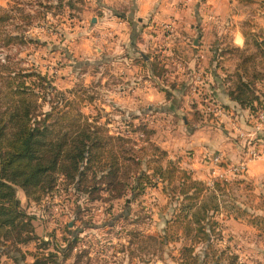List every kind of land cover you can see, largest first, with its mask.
Returning <instances> with one entry per match:
<instances>
[{"label":"crops","instance_id":"0c3cea01","mask_svg":"<svg viewBox=\"0 0 264 264\" xmlns=\"http://www.w3.org/2000/svg\"><path fill=\"white\" fill-rule=\"evenodd\" d=\"M75 2L78 8L62 19L69 27L59 42L66 44L65 55L69 56L59 71L57 89L87 93L89 86L104 87L111 93L106 106L112 114L118 110L129 120L141 117V124L154 131L152 141L166 152L167 160L203 183L206 176H223L222 169L211 165L215 155L220 154L229 165L244 160L245 149L237 136L250 130L251 113L240 109L227 94L237 59L226 54L218 58L216 66L213 56L226 46L244 49V32L264 37V0H73V5ZM247 22L252 27L247 28ZM92 42L104 45L95 47ZM256 89L262 99L260 108H264V79ZM202 99H210L225 114L218 118L204 114ZM106 106L101 104V108ZM237 178L230 185L238 182L233 186L249 184L254 192L264 190V163L249 162ZM146 192L143 198L151 196L157 210L148 216L151 226L144 233L154 237L158 236L156 226L164 228L171 211L161 186ZM25 202L27 207L31 205ZM165 209L168 214H160ZM254 216L264 220L263 213ZM214 219L222 224L218 226L222 231L218 243H212L213 249L234 253L239 264L245 263L247 251L251 252L249 258L256 260L258 253L264 258V243H258L264 242V230L231 212L219 213ZM36 234L39 239L43 235ZM172 245L179 252L182 243ZM34 247L31 243L22 250L33 253ZM204 252L203 246L196 248L202 257ZM5 261L13 264L6 257ZM31 262L28 256L25 264Z\"/></svg>","mask_w":264,"mask_h":264},{"label":"trees","instance_id":"16d2710c","mask_svg":"<svg viewBox=\"0 0 264 264\" xmlns=\"http://www.w3.org/2000/svg\"><path fill=\"white\" fill-rule=\"evenodd\" d=\"M62 2L56 0L55 6L62 7ZM66 2L71 9L73 1ZM10 19L11 12L0 7V29ZM246 27H252L250 22ZM244 36V49L226 46L213 56V62L218 66V58L226 54L236 57L227 94L252 114L262 105L256 85L264 79V37L251 31ZM22 40L7 34L5 46ZM82 102L78 92L57 89L47 72L23 69L9 59L0 63V258L25 264L29 256L32 262L27 264H55L59 253L64 261L76 245L70 237L66 245L49 251V244L36 235L34 217L22 208L18 190L31 204H39L60 185L91 202H112L143 196L147 188L160 182L171 212L158 236L159 246L181 242L178 264H236V256L212 247L220 236L214 219L216 197L206 198L197 207L211 189L167 160L166 152L152 141L154 131L146 125L134 130L128 125L126 131L112 134L98 118L81 113ZM44 105L47 109L42 111ZM133 132L141 135L140 148L135 146ZM230 183L215 181L213 189L226 191L238 184ZM31 243L34 252H24L22 248ZM198 246L205 248L203 257L196 253Z\"/></svg>","mask_w":264,"mask_h":264},{"label":"rangeland","instance_id":"374dc122","mask_svg":"<svg viewBox=\"0 0 264 264\" xmlns=\"http://www.w3.org/2000/svg\"><path fill=\"white\" fill-rule=\"evenodd\" d=\"M65 1L67 0H63L62 7H57L55 6L56 0L54 2L52 0H0L3 9L11 12L10 21L0 29V63L9 59L23 69L33 68L40 73L48 71L53 81L56 80L54 84L57 87V77L62 67L67 64L65 51H68L65 49L66 44L59 42L69 27V24L62 19L66 18L65 13L73 12L75 10L73 8L77 9L79 5L75 2L70 9ZM27 17L31 19L27 20ZM7 34L23 40L22 42L14 41L15 43L5 46ZM92 44L95 47L104 45L100 42H92ZM93 55H96L94 51ZM87 79L88 76L80 80ZM89 88L91 89L87 90V93L78 91L83 99L80 111L85 116L98 118L99 123L106 125L112 134L126 131L128 125H131L132 130L141 126V117L129 120L123 112L118 110L112 114V109L106 106L107 101L112 99L107 98L109 93H106L104 87L100 90L90 86ZM117 93L119 94L118 91ZM101 104L106 107L101 108ZM46 109L44 105L42 111ZM146 127L151 129L147 125ZM132 134L135 146L140 148L141 141L138 140L140 133L133 132ZM206 179L205 184L211 191L204 193L197 207L201 206V202H206L208 200L206 198L215 196V204L218 205V212L215 215L235 213L245 222H252L259 230H264L263 222L254 216L255 213L264 215V190L254 192L255 189L248 184L232 186L226 191H215L213 189L215 181L223 179H219L218 174L206 176ZM235 179L238 178L233 177L227 180ZM158 185L162 187L160 182H157ZM146 190L143 196L139 195L136 198L125 196L112 202H91L83 196L77 197L72 189L60 185L54 194L47 196L39 204H31L29 207L26 206L21 191L18 190L16 196L21 201L22 208L34 217L32 223L35 232L43 234L40 240L49 244V251L66 245V241L71 236L76 240L71 256L63 261L59 253L55 264H178L182 245L179 247V252L172 248L175 247L172 243L163 247L159 246L158 236L163 229L160 224L156 226L158 236L145 234L151 226V218L148 216L157 210H154L157 205L151 196L147 195L143 198L147 193ZM101 195L103 198L106 197L105 192H101ZM170 206L169 209H171ZM166 212L167 209L160 214L167 215ZM219 224L217 225L222 227V224ZM238 230L243 231L240 228ZM218 231L220 236L214 241L217 243L220 240L222 229ZM146 237L154 238L155 242H150ZM258 243L263 244L264 242L258 240ZM262 251L264 253V248ZM79 254L81 256L78 257ZM231 254L235 256L234 253L228 255ZM250 254L249 251L244 252L246 259L242 256L245 262L243 264H263L264 258L261 254L258 253V256H255L256 260L249 258ZM1 261L4 264L5 257H1ZM236 264H239L238 260Z\"/></svg>","mask_w":264,"mask_h":264},{"label":"built area","instance_id":"2783aa9c","mask_svg":"<svg viewBox=\"0 0 264 264\" xmlns=\"http://www.w3.org/2000/svg\"><path fill=\"white\" fill-rule=\"evenodd\" d=\"M165 31L170 32L169 27L165 28ZM197 77L193 92L197 94L198 86ZM203 109L202 112L206 115L213 116L215 118L223 116L225 113L222 109L217 107L210 99H202ZM250 130L247 133H239L238 139L243 143L245 149L244 160L235 165H229L223 161V157L220 154L215 155L210 159L213 169H222L223 176H218L219 179L227 180L228 178L239 177L247 170V164L253 161H262L264 163V108L257 109L250 114Z\"/></svg>","mask_w":264,"mask_h":264},{"label":"water","instance_id":"95a60500","mask_svg":"<svg viewBox=\"0 0 264 264\" xmlns=\"http://www.w3.org/2000/svg\"><path fill=\"white\" fill-rule=\"evenodd\" d=\"M196 44V43H195Z\"/></svg>","mask_w":264,"mask_h":264}]
</instances>
